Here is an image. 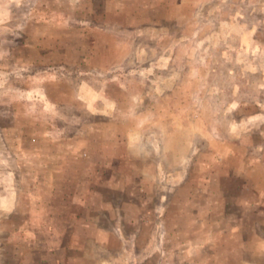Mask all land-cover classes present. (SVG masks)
I'll return each instance as SVG.
<instances>
[{
    "label": "clouds",
    "instance_id": "obj_1",
    "mask_svg": "<svg viewBox=\"0 0 264 264\" xmlns=\"http://www.w3.org/2000/svg\"><path fill=\"white\" fill-rule=\"evenodd\" d=\"M0 264H264V0H0Z\"/></svg>",
    "mask_w": 264,
    "mask_h": 264
}]
</instances>
